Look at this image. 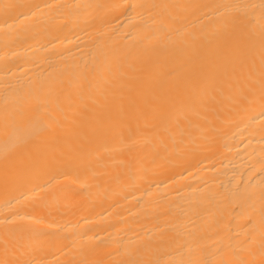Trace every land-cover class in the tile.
Masks as SVG:
<instances>
[{
	"label": "bare ground",
	"instance_id": "obj_1",
	"mask_svg": "<svg viewBox=\"0 0 264 264\" xmlns=\"http://www.w3.org/2000/svg\"><path fill=\"white\" fill-rule=\"evenodd\" d=\"M0 264H264V0H0Z\"/></svg>",
	"mask_w": 264,
	"mask_h": 264
}]
</instances>
